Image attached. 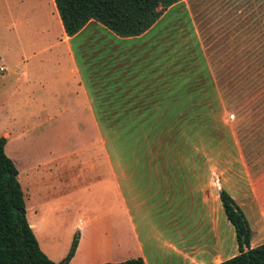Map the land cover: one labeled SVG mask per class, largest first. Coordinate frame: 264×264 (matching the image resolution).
<instances>
[{
  "label": "crops",
  "instance_id": "1",
  "mask_svg": "<svg viewBox=\"0 0 264 264\" xmlns=\"http://www.w3.org/2000/svg\"><path fill=\"white\" fill-rule=\"evenodd\" d=\"M2 1L5 12L0 20V35L11 42L18 40L20 50L30 48L32 56L35 55L34 50L48 52L53 49L47 60L50 59L58 68L66 66L69 78L61 82L62 90L53 91L54 95L59 92L63 96L56 110L59 114L64 111L81 112L88 137L94 128L97 136L94 143L101 144L103 163L118 195L113 208L94 214L90 212L89 201L80 195L72 197L80 184L66 188L65 194L51 189L53 180L61 174L59 172L64 175V180L69 177L73 182L79 178L74 172L63 173L64 170H59L61 165H56V161L67 156V152L58 153L57 145H51L52 148L43 156L36 150L19 152L26 220L39 248L48 258L60 261L78 230L74 252L66 264H101L131 257H140L144 264L218 263L238 252L234 228L222 210L220 189L229 193L244 214L250 228L249 246L264 242V114L252 117L250 113L242 120L228 122V158L224 167H218L214 159L210 166L193 167L149 166L138 161L134 165V197H131L134 216L119 182L123 178L120 161L124 157L122 140L118 145L114 140V151L106 147L104 128L187 126L185 112L201 110L199 107L203 105L198 96L203 95L204 80L210 94H220L217 57L221 34L216 32L223 29L216 24L220 20L214 23L218 28L212 30L210 48L211 55L215 57L209 61L196 20L195 0H178L170 4L145 31L125 37L116 35L94 19L88 20L76 33L67 35L54 0ZM238 5L239 1L226 8L228 54H235V34L239 37L245 33V28L240 31L238 25L241 20H246L245 17L239 21L236 19L238 14H244ZM171 11L186 13L199 49L205 52L204 68L191 59L190 53L188 59L182 60L183 51L189 49L188 39H181L179 44V40L170 37L160 23ZM180 31L183 33V29ZM81 37H84L83 42L79 41ZM76 45L83 55L82 69L73 49ZM240 48L238 55L249 54L243 42ZM12 62L15 70L10 74L0 73V82L6 92L5 82L14 78L8 89L15 93L19 91L26 72L23 66V70L20 69L18 60ZM0 67V72H5L6 67L2 64ZM35 67L39 69L42 66ZM43 89L39 87L35 94L32 92L34 109L39 108L41 117L32 114L31 121L22 125L13 122L14 118L7 114V98L0 101L3 117L7 122L12 121L10 127L5 124L0 131L6 139L5 144L11 139L17 142L18 150H22L38 140V128L49 122V111L53 110L41 99L37 106V96L47 93ZM257 106L264 111V104ZM95 112H102L101 119L105 118L106 122L102 123ZM59 114H55L56 118ZM192 119L195 122V118ZM71 126H74L73 120ZM239 126L240 129L236 130L235 127ZM110 141L112 146L113 141ZM117 146L121 148L118 152ZM112 154L120 170L113 164ZM138 158L141 160L142 156ZM93 168L92 164L88 167ZM43 177H46V183ZM40 189L52 192L38 196ZM61 196L65 198L61 206L68 221L61 229L59 226L55 230L49 229L42 208L56 213L52 208L59 204ZM103 217L105 221L101 223ZM188 229L193 232L188 234Z\"/></svg>",
  "mask_w": 264,
  "mask_h": 264
},
{
  "label": "rangeland",
  "instance_id": "2",
  "mask_svg": "<svg viewBox=\"0 0 264 264\" xmlns=\"http://www.w3.org/2000/svg\"><path fill=\"white\" fill-rule=\"evenodd\" d=\"M237 1H239L238 8H241L239 11L244 10V14H238L236 19L238 18L239 21L242 16L245 17L246 20L244 22L241 20L238 23L240 26L239 30L241 31L242 28H245V33L243 36L239 35V37H236L237 33L235 34V54H228V48L226 47V30L228 28L226 26V8L235 6ZM194 2L197 3L196 20L205 44L204 49L207 52V59L212 58L214 60L215 57L211 55L212 49L210 48L212 30L223 27L221 30H216V32L221 34V38L219 37L218 40L219 55L218 57L216 56L218 58L219 79L217 81L220 94L218 96L214 93L210 94L209 86L206 85L204 80L202 82L203 95L198 96L203 105L199 107L201 110L185 112L187 126H122L104 128L103 130L107 137L106 147H108L109 151H114V140L117 141V145L118 141L122 140L124 157L120 161L123 178L119 182L123 197L127 201L133 216L134 206L132 205L131 197H134V188L132 189L134 187V165L138 164V161H141L142 165L149 166L193 167L210 166L214 159L218 163V167H224L228 158L227 143L229 141L228 135L230 134L228 133L230 130L228 124L232 121L242 120L243 117H248L250 113L253 114L252 117H258L260 113L264 114V111L259 110L261 108L257 106L259 103L264 104V0H195ZM243 6L244 8L242 9ZM4 12L3 1L0 0V20L3 19ZM218 20L220 22L216 23L218 26L216 27L214 23ZM180 22L182 23L181 26H179ZM160 23H163L162 25L169 32L170 37L179 40V44L181 39H188L189 49L183 51L185 55L182 56V60L188 59L187 55L190 53L191 59L204 68L206 61L205 52L203 49L202 52L199 49L186 13L184 11H171L165 15ZM182 29L183 33L180 31ZM247 35L248 38H246ZM83 38L81 37L79 41L83 42ZM242 42L249 52L248 55L237 54L238 50L241 49ZM17 43L18 40L11 42L10 39L3 38L0 35V64L6 67L5 72L0 73L10 74L13 72L16 66H13L12 61L15 60L19 61L20 69L23 70V66L26 72L19 91L15 93L9 92L8 89V86L13 84L14 78L5 82L6 92L0 82V101L4 99L3 97L7 98V100L5 99L7 114L14 118L13 122H17L20 125L24 122L29 123L32 114H36L40 118L42 112L39 111V108L34 109V94L36 88L39 87H43V90H46L47 93L37 96V106L41 99L42 102L48 104L50 109L53 108V110L49 111V122H45L43 126L38 128V140H35L30 146L27 144L22 150H18L17 142L15 143L11 139L4 145L6 155L12 159L17 170H20L17 174L18 181L21 185L23 184L19 152L36 150L43 156L52 146L57 145L59 148H56L58 153H68L67 156L61 157L60 160L56 161L57 166L61 165L59 170H64L63 173L66 172L67 174L74 172L79 178L76 177L73 182L70 181L69 177L64 180V175L59 172L61 174L58 175L56 180H53L52 191L65 194L66 188H70L72 185L77 187L80 184L79 189L73 193L72 197H79L78 195H80L85 201H89L90 212L101 214L104 209L113 208L118 202V195L115 191L114 182L109 175V170L103 163L104 154L101 144H95L94 140L97 136L94 128L91 129V137H88V128L83 127V115L81 112L64 111L59 114V111L56 110L63 96L59 92L54 95L53 91L55 89L62 90L61 82L63 80L65 82L69 78L66 66L58 68L50 59L47 60L53 49L48 52L34 50L35 55L32 56L30 48L20 50ZM73 49L78 65L82 69L83 62L81 60L83 55L80 53V48L76 45L75 48L73 46ZM212 63L215 64V62ZM34 66L42 67L36 69V67L33 68ZM41 75L45 77L41 78ZM31 84H33L32 87L30 86ZM54 97L58 101H55ZM44 113L46 115V112ZM95 113L102 123L106 122L105 118L101 119L102 112ZM3 114L0 107V131L5 124L9 125V127L12 124V121L7 122L5 120ZM55 114H59L57 118ZM192 118H195V122H197L195 123ZM72 120L74 122L73 127L71 126ZM92 121L94 124V119ZM169 122L171 123V120ZM235 129H240V126L235 127ZM110 139L113 141L112 146ZM120 149L117 146L116 151L118 152ZM138 156H142V159L139 160ZM112 162L114 165L116 164L113 154ZM90 164L94 165L93 169H88ZM51 167L55 168L56 166L51 165ZM104 169L107 170L105 171ZM117 170H120L118 166ZM43 179L44 183H46V177H43ZM52 191L46 192V190L40 189L38 196L51 193ZM64 200L65 198L61 196L59 204L52 208L56 213L48 211L47 208H42V213L49 223V229L55 230L57 226L61 229L62 226L66 225L68 221L66 211L61 206ZM102 221L101 223H104V217ZM124 226L126 229L125 221ZM189 226L188 224V228ZM191 232L193 230L188 229V234ZM75 233L78 234V230Z\"/></svg>",
  "mask_w": 264,
  "mask_h": 264
},
{
  "label": "trees",
  "instance_id": "3",
  "mask_svg": "<svg viewBox=\"0 0 264 264\" xmlns=\"http://www.w3.org/2000/svg\"><path fill=\"white\" fill-rule=\"evenodd\" d=\"M178 0H54L64 32L76 33L94 19L118 36L137 35L149 28L163 9ZM5 137L0 135V264H66L72 256L77 235L58 262L39 248L25 216V203L17 168L4 151ZM222 210L232 224L238 252L215 264H264V242L250 247L248 222L224 189L219 191ZM246 247V248H244ZM101 264H144L140 257Z\"/></svg>",
  "mask_w": 264,
  "mask_h": 264
},
{
  "label": "built area",
  "instance_id": "4",
  "mask_svg": "<svg viewBox=\"0 0 264 264\" xmlns=\"http://www.w3.org/2000/svg\"><path fill=\"white\" fill-rule=\"evenodd\" d=\"M0 70H2V67H0Z\"/></svg>",
  "mask_w": 264,
  "mask_h": 264
}]
</instances>
